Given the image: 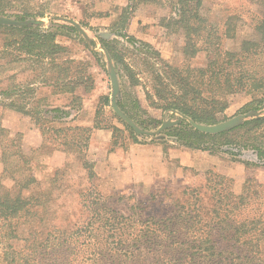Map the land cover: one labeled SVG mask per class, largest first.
<instances>
[{"label":"trees","instance_id":"1","mask_svg":"<svg viewBox=\"0 0 264 264\" xmlns=\"http://www.w3.org/2000/svg\"><path fill=\"white\" fill-rule=\"evenodd\" d=\"M11 4L12 0H0V15H7ZM172 4L174 14L161 17L159 25L184 36L181 52L185 59H193L202 50L207 51L209 58L205 66H179L163 60L151 45L129 35L126 31L131 16L129 8H124L113 24L115 32L125 37L131 46L142 51L147 47L156 57L146 98L150 105L160 108L163 113L173 111L172 115L180 120L165 133L175 136L189 148L222 151L247 166H264V116L249 118L228 131L209 134L195 129L176 113L199 123L217 124L228 119L225 111L236 94L251 96L239 112L264 113V0H258L263 12L254 27V34L240 39L232 51L221 44L215 48L210 43L205 48L199 44V38L206 30L200 12L203 0H174ZM30 13L25 9L17 17L26 20ZM54 26L0 24L9 35L3 51L15 49L18 51L16 57L32 58L37 64L34 70H39L35 82L53 85V94H71L70 109L50 105L47 97H36L28 107L30 102L23 98V94L21 103L12 100L7 106L29 119L44 140L47 134H51L58 143L55 150L80 153V166L91 184L81 195V206L86 215L74 223V228L54 225L43 240L34 232L23 237L20 229L30 223L35 208L42 205L38 197L25 196V191H29L28 187L36 178L32 175L23 182V193L19 191L16 195L0 179V264H264V183L255 177L247 178L241 192L236 193L231 188L230 178L208 171L204 185L185 186L180 197L175 196L172 184L168 182L165 189L152 192L146 202H134L129 207L130 214L110 205L111 198L106 197L98 184L92 183L98 179L95 162L83 151L89 146L93 130L99 128L113 131L110 151L122 147L118 137L124 129L99 118L105 107L111 104L110 95L100 97L93 127L65 125L73 109L83 107L84 97L76 93L77 89L82 87L90 93L95 82L87 71L86 62L62 58L67 47L57 38L63 28L75 30V27ZM228 27L225 36L236 38L235 26ZM100 44L119 66L121 76H126L132 86L141 84L117 40L100 39ZM158 63L161 70L157 68ZM30 87L28 91L32 95L35 90ZM9 90L5 93L10 97L12 92ZM118 104L144 128L158 127L162 123L158 118H140L142 106L138 98L133 100L132 106L120 99ZM46 122L60 123L61 127L48 126ZM123 123L133 142H140L133 129ZM5 133H9L8 130L0 125V134L4 137ZM17 138L22 140L23 134L18 133L16 139L7 141L19 151L20 146L15 142ZM0 146L5 166L3 173H6V165L17 152H10V145L1 139ZM245 150L254 153V161L241 159ZM59 170L58 167L51 172L49 188ZM65 185L75 189L70 181ZM156 202L165 213H148Z\"/></svg>","mask_w":264,"mask_h":264},{"label":"rangeland","instance_id":"2","mask_svg":"<svg viewBox=\"0 0 264 264\" xmlns=\"http://www.w3.org/2000/svg\"><path fill=\"white\" fill-rule=\"evenodd\" d=\"M172 2L174 0H161L160 2L155 0H12L10 8L7 9L8 14L3 16L17 21L28 22V24L34 26H40L41 24L45 28L53 24L55 28L58 25L73 26L68 20H75L86 32L87 37L75 26H73L75 30L63 28L57 38L61 44L67 47V51L62 54V58L86 62L88 64L87 71L93 76L95 82L93 91L89 93L90 96L88 98L83 96L84 99H89L84 100V103L88 104V107L85 109L83 105L80 108L84 109V111L82 110L84 113H78L81 110L73 109L72 118L70 117L66 121V126L78 125L77 118L79 114H81L84 120L93 118L100 97L110 95L111 98L112 84L109 76V65L105 52L101 48L100 39L106 41L117 40L119 49L123 51L127 62L141 80V84L132 86L126 76L119 74V66L117 67L114 61L121 82V95L119 99L132 106L133 100L138 98L142 106V110H139L141 119L158 118L163 122L164 119H178L172 115V111H167L165 114L160 108L150 105V101L146 98V91L151 85L150 78L152 64L156 61L155 55L147 47H143L145 50L142 51L131 46L125 37L115 32L113 24L118 20L123 9L129 8L131 16L126 29L129 35L135 36L139 41L151 45L160 53L163 60H168L179 66L186 64H190L193 67L205 66L209 58L207 51L202 50L193 59H185L181 52L184 36L180 33H171L167 28L159 25L161 17L174 14ZM25 9L32 12L30 14L34 17L27 16L26 20H21L17 17V14L22 13ZM200 12L204 18L206 30L204 36L199 38V44L204 48L209 43L213 44L212 48L221 44L227 50L232 51L240 39L254 34V27L263 9L259 6L258 0H203ZM233 25L235 26L234 31L237 37L229 38L225 36L224 31L228 26L232 27ZM101 34H111V37L106 39ZM7 38L9 39L7 32L0 28V118H4L5 110L11 109L7 104L12 100L19 104L21 103V99L23 100L26 97L25 100L30 102L29 107L36 97H45L43 94H50L51 90H54L53 85L35 82V75L39 74V70H34L37 64H34V60H31L32 58L23 60L16 57L18 51L15 49L9 50L10 52L3 51V44ZM157 68L160 69L159 63L157 64ZM30 86H33L32 88L35 90L32 95L28 91L29 88L31 89ZM9 88H11V91ZM7 90L12 92L10 97L5 93ZM76 93L82 96L86 92L81 87L77 89ZM22 94L24 95L23 98ZM47 98L50 105H67L70 103L72 95L67 93L61 94L56 99H53L52 96H48ZM231 99L232 103L225 111L228 119L242 114L239 110L251 100V96L236 94ZM51 100L53 103L50 102ZM11 110L22 116L18 111ZM177 116L180 115L177 114ZM7 117H9L11 122H16L14 120L15 115ZM99 118L104 123L107 122L124 129L123 133L118 137V141L122 143V148L125 147L123 149L127 150L129 145L133 143L130 131L125 129L124 121L114 112L111 104L105 107L104 113ZM45 125L61 127L60 123L46 122ZM31 126L38 129L32 122ZM160 126L154 127L150 125L149 128L145 129L155 131ZM5 128L9 133H5L4 137L0 134V139L6 145H10L8 147L10 152H17V154L9 160L6 165L7 171L3 173L4 175L0 179L16 195L19 191L23 193V189L21 188L23 182L30 179L32 175L35 176L36 181L28 187L29 191H25V196L38 197L42 203L41 206L35 208V216H31L30 223L20 229L21 236L25 237L34 232L38 235L39 239L43 240L49 229L54 225H65L66 227L74 228V223L80 222L86 215L81 206V195L91 185L86 172H83L80 167V153L70 152L72 155H69V159L59 167V173L52 182L51 188H49L53 169L51 166H47L44 160L51 156L53 151H55V147L57 148L58 143L53 140L51 134L45 136L46 139H43V142H45L44 146L39 148L23 143V139L17 138L15 142L20 146L18 151V148L7 141V139H16L19 132L7 127ZM166 131L167 129L162 132V138L138 136L135 131L134 133L139 137L140 142H157L162 144L164 149L165 147L167 148L164 150V157L166 162L169 163L173 177L165 179V183L161 182L162 184L158 188L152 189L135 186L127 189L124 193L112 191V185L108 180H92V183L98 184L106 197L111 198L110 205L126 214H130L129 207L134 202H146L152 192L165 189L168 182L172 184L175 196L180 197V192L185 186L192 185L199 187L204 185L208 171H213L230 178L231 188L236 193L241 192L245 181L249 177H255L264 183L263 165L251 167L222 151L189 148L181 141H178L175 136L165 133ZM68 150L77 151L75 148H68ZM0 151L2 152L1 146ZM180 152H186L187 158L192 160L194 165L181 164L179 157H176ZM83 153L87 155V150H84ZM241 159L254 161L255 155L252 151L245 150ZM68 181H70L75 189L66 187L65 184ZM35 192L38 193L34 194ZM148 213L151 215L163 214L165 210L161 209L158 202H156V206L150 207Z\"/></svg>","mask_w":264,"mask_h":264},{"label":"crops","instance_id":"3","mask_svg":"<svg viewBox=\"0 0 264 264\" xmlns=\"http://www.w3.org/2000/svg\"><path fill=\"white\" fill-rule=\"evenodd\" d=\"M45 97L52 96L53 99L58 98L61 94H43ZM82 96L89 97V93L82 94ZM89 100V99H84ZM51 103L52 100L50 101ZM83 105L86 109L88 104ZM70 104V103H69ZM55 104L52 106H67L68 105ZM83 110L84 109H79ZM78 113H84L82 112ZM4 118H0V123L3 126L23 134V143L32 147L39 148L44 146L43 136L38 129L31 126L29 119L23 115L19 116L15 111L9 109L4 111ZM15 115V123L9 120L7 116ZM72 118V116H71ZM8 119V120H7ZM70 119V118H69ZM95 114L93 118L84 120L79 114L77 118L78 125L93 127ZM113 140V131L109 128L94 129L87 148V155L95 162V171L98 180H108L111 183L112 191L125 192L135 186H143L149 188H158L161 182L165 179L172 178V172L169 163L164 157V147L162 144L152 141L133 142L129 145L127 150L122 147H117L114 151H110ZM72 155L63 150H55L51 156L44 160L47 166L52 169L61 167ZM176 157H179L181 164L193 166V161L187 158L186 152H180ZM81 167V166H80ZM82 169V167H81ZM83 172H86L82 169ZM4 172V163L2 162V152L0 151V177ZM175 176V175H174ZM165 183V182H164Z\"/></svg>","mask_w":264,"mask_h":264},{"label":"water","instance_id":"4","mask_svg":"<svg viewBox=\"0 0 264 264\" xmlns=\"http://www.w3.org/2000/svg\"><path fill=\"white\" fill-rule=\"evenodd\" d=\"M70 23L73 24L85 37H87L86 32L83 30L81 25L75 21V20H68ZM28 22H22V21H17L13 18H9L7 16L0 15V24L3 25H23ZM103 38H110L111 34H101ZM101 48L104 50L108 65H109V76L111 79V84H112V95H111V106L114 112L126 123L128 124L138 136H149L152 138H162V132L170 127L176 126L180 123V120H170V119H164L161 126L155 130H148L143 127H141L137 122L132 119L127 113H125L121 107L118 104V99L121 95V82L119 78V74L117 72V69L115 67L114 61L109 53V51L105 48ZM173 112V111H172ZM167 112H165L166 114ZM179 114L181 117L187 119L191 126H193L195 129L204 132V133H209V134H217L221 133L224 131H228L240 124H242L245 120L252 118V117H261L264 116V114H258L256 112H246L242 114H238L236 116H233L229 119H226L222 122H219L217 124H203L194 121L190 117L181 114L180 112H176Z\"/></svg>","mask_w":264,"mask_h":264}]
</instances>
